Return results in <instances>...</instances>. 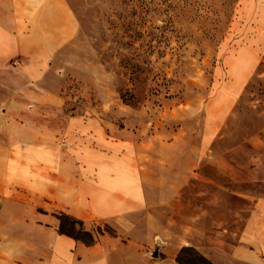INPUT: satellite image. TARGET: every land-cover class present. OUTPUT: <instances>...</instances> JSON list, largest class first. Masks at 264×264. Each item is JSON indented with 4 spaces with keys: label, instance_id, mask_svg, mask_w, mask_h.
Listing matches in <instances>:
<instances>
[{
    "label": "rangeland",
    "instance_id": "obj_1",
    "mask_svg": "<svg viewBox=\"0 0 264 264\" xmlns=\"http://www.w3.org/2000/svg\"><path fill=\"white\" fill-rule=\"evenodd\" d=\"M106 2L92 75L0 110V141L68 153L59 208L26 195L39 224L79 253L104 235L151 264H264V0ZM96 191L115 192L116 227L93 214Z\"/></svg>",
    "mask_w": 264,
    "mask_h": 264
},
{
    "label": "crops",
    "instance_id": "obj_2",
    "mask_svg": "<svg viewBox=\"0 0 264 264\" xmlns=\"http://www.w3.org/2000/svg\"><path fill=\"white\" fill-rule=\"evenodd\" d=\"M106 12L103 0H0V110L28 100L22 94L26 88L51 94L69 77L88 79L99 64L87 36L107 33ZM16 57L19 69L9 67ZM68 160V153L52 143L0 141V264H151L141 258L135 241L101 235L96 247L79 253L74 237L39 224L26 195L47 194L59 208ZM45 177L52 181L50 193ZM114 195L96 191L89 205L95 216L116 227L120 206ZM65 211L75 218L86 214L81 205Z\"/></svg>",
    "mask_w": 264,
    "mask_h": 264
},
{
    "label": "trees",
    "instance_id": "obj_3",
    "mask_svg": "<svg viewBox=\"0 0 264 264\" xmlns=\"http://www.w3.org/2000/svg\"><path fill=\"white\" fill-rule=\"evenodd\" d=\"M61 233H63V232H61Z\"/></svg>",
    "mask_w": 264,
    "mask_h": 264
}]
</instances>
